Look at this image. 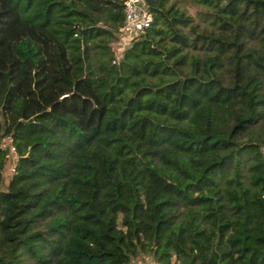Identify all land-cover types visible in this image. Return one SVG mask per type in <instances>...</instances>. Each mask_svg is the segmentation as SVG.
Here are the masks:
<instances>
[{"label": "trees", "instance_id": "trees-1", "mask_svg": "<svg viewBox=\"0 0 264 264\" xmlns=\"http://www.w3.org/2000/svg\"><path fill=\"white\" fill-rule=\"evenodd\" d=\"M145 4L0 0V264H264V0Z\"/></svg>", "mask_w": 264, "mask_h": 264}, {"label": "built area", "instance_id": "built-area-1", "mask_svg": "<svg viewBox=\"0 0 264 264\" xmlns=\"http://www.w3.org/2000/svg\"><path fill=\"white\" fill-rule=\"evenodd\" d=\"M123 8L124 18L119 29L120 44L122 46L119 45V54L122 53L124 47L128 45L132 39L142 34L152 22V15L146 7L145 0H123ZM262 152L264 153V148Z\"/></svg>", "mask_w": 264, "mask_h": 264}, {"label": "rangeland", "instance_id": "rangeland-1", "mask_svg": "<svg viewBox=\"0 0 264 264\" xmlns=\"http://www.w3.org/2000/svg\"><path fill=\"white\" fill-rule=\"evenodd\" d=\"M119 45L122 46L120 43H118L115 46V53H116L117 57L119 56V53H120V49H119L120 46ZM9 144H10V141L8 138H5L2 142L3 147H7ZM15 162H16V158L14 155H10L9 158H7V160H6L5 168L3 171L4 185H6L8 183L9 179L12 176L13 165L15 164ZM173 262H174V258L172 259L171 264H173ZM131 264H156V262L154 261V259L151 256L139 255L138 257H136L132 260Z\"/></svg>", "mask_w": 264, "mask_h": 264}]
</instances>
